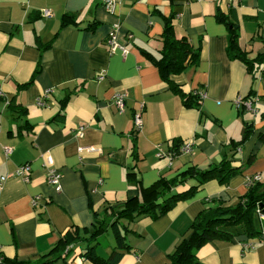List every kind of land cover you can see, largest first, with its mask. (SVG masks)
Segmentation results:
<instances>
[{"label":"crops","instance_id":"crops-1","mask_svg":"<svg viewBox=\"0 0 264 264\" xmlns=\"http://www.w3.org/2000/svg\"><path fill=\"white\" fill-rule=\"evenodd\" d=\"M43 10L52 17L43 18ZM219 14L239 25V45L249 59H260L254 72L230 59V28ZM66 15L75 22L65 24ZM168 22L178 39H188L201 53L197 65L171 77L201 100L200 109L185 107L155 64L165 48ZM116 24L126 56L120 50L111 54L107 47ZM49 90L47 106L40 107L39 98ZM120 93L126 96L122 113L114 103ZM246 98L259 99L256 114L236 106ZM142 104L143 128L135 134L134 114ZM247 124L252 133L236 149ZM261 133L264 0H241L232 9L228 0H119L115 14L102 0H0V253L6 257L38 261L72 228L91 235L95 213L144 201L143 190L161 178L231 160L242 171L225 185L210 181L168 214L127 223L132 249L119 264H167L201 212L218 203L237 204L248 192V178L260 174L264 183ZM176 142H190L192 152L172 163L159 157ZM4 147L12 149L9 156ZM251 156L255 159L249 165ZM47 157L62 176L59 191L49 183ZM25 163L31 165L29 182L15 176ZM196 185L188 179L173 194ZM92 245L100 257L109 258L113 234ZM71 247L66 261L58 264H91L82 257L86 243ZM198 258L203 264H264V236L210 242Z\"/></svg>","mask_w":264,"mask_h":264},{"label":"trees","instance_id":"trees-1","mask_svg":"<svg viewBox=\"0 0 264 264\" xmlns=\"http://www.w3.org/2000/svg\"><path fill=\"white\" fill-rule=\"evenodd\" d=\"M218 18L219 21L227 24L230 28L227 48L230 59L243 62L250 72H254L253 66L260 59H249L248 53L241 49L239 45V25L222 14H219ZM70 21L75 22L74 17L66 15L64 23ZM164 45L162 57L155 59V64L159 68L163 80L168 83L170 89L176 95L181 97L185 107L200 109L201 100L197 96L185 93L171 79L173 75L181 74L189 66L197 65L200 62V51L193 49L188 39H178L175 36L171 22H168L164 31ZM26 86L24 85L21 89ZM251 127V124H247L244 139L236 145V149L242 148L250 137L252 132L249 130ZM258 139L260 142H264V134L261 133ZM181 145V142H176L172 150L179 151ZM254 159L255 156H251L248 164L250 165ZM241 171V167H234L231 160L224 158L219 164L207 170L192 167L188 172L172 179L161 178L152 187L143 190L144 201L140 202L138 199H134L128 201L121 208H110L103 213H95L91 235L82 236L77 228H72L49 254L38 261L8 258L0 253V264H58L61 260L66 261V255L72 251L71 245L77 243L88 245L82 257L91 264H119L124 257V252H129L132 249L127 242L130 233L127 226L128 222H133L142 216H149L152 219L160 218L168 214L179 202L195 195L206 183L216 180L225 185L232 175ZM188 179H195L197 185L186 192L173 194L174 189L185 184ZM259 210L264 214V183L261 182L251 186L248 192L233 206L224 207L221 203H218L207 207L194 220L190 232L183 236L175 251L168 256L167 264H203L198 258V252L210 242L217 240L231 242L241 237L247 239L263 237L264 220L260 219ZM255 215H257L258 222L254 219ZM108 232L113 234L115 248L112 255L104 259L98 255L97 245L92 244ZM69 247L70 249L67 250Z\"/></svg>","mask_w":264,"mask_h":264},{"label":"built area","instance_id":"built-area-1","mask_svg":"<svg viewBox=\"0 0 264 264\" xmlns=\"http://www.w3.org/2000/svg\"><path fill=\"white\" fill-rule=\"evenodd\" d=\"M228 1H229L230 6H231V9H232L241 0H228ZM118 3H119V0H102L103 6L111 14H115ZM52 15H53V13L50 10H43L41 12V16L43 18H51ZM117 30H118V25L116 24V25H114L113 31L110 33L108 40H107L108 50L111 54H114L116 51L120 50L122 52V54L124 56H126L128 51L125 48V46L121 45L118 42ZM104 78H105L104 75H101L98 78V80L103 81ZM51 93H52V91L49 90V91L45 92V94L41 98H39L38 105L40 107L47 106L46 99H49V97L51 96ZM204 96H205V94H200L201 98H203ZM114 103L117 106V109L119 110L120 113L124 112L125 111V105H126V96L123 93L117 94L115 99H114ZM258 103H259L258 98L238 99L235 102V104L238 108H241L242 106H244V108L248 109L249 111L253 112L254 114L257 113V104ZM144 108H145V106H144V104H142L140 106V108L134 114L133 131L135 134H138L143 128L142 112L144 111ZM77 134L80 138L83 137L84 127H80L78 129ZM3 149H4L6 156H9L12 153V149L9 147H4ZM90 150H93V148H91ZM191 152H192V144L190 142H184L180 146L179 151L171 150L169 153H166L165 155H162V154L159 155V157H165L168 160H170L172 163V161L176 157H178L179 155L189 154ZM44 165L48 168L49 183L59 191L61 189V178H62V176L57 170H55V168H53L54 167L53 159L51 157H47L45 159ZM30 174H31V165L29 163H25V164L18 166V168L15 172V176L20 177L25 182L30 181ZM6 179L7 178H3V181H5ZM261 180H262L261 175L257 174L251 178H248L247 185L250 188L255 183L261 182ZM37 200H38V198H35L33 200L34 206L37 204ZM258 214H259L260 219L264 220V214L260 210L258 211ZM69 249H70V247L67 250H69Z\"/></svg>","mask_w":264,"mask_h":264},{"label":"rangeland","instance_id":"rangeland-1","mask_svg":"<svg viewBox=\"0 0 264 264\" xmlns=\"http://www.w3.org/2000/svg\"><path fill=\"white\" fill-rule=\"evenodd\" d=\"M254 219H255V221H257V222H258L257 215H255V216H254ZM106 236H107V235H106Z\"/></svg>","mask_w":264,"mask_h":264}]
</instances>
